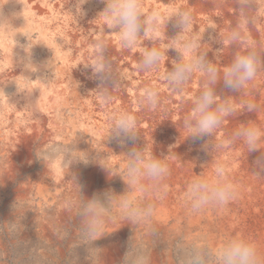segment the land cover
<instances>
[{"label":"bare ground","instance_id":"1","mask_svg":"<svg viewBox=\"0 0 264 264\" xmlns=\"http://www.w3.org/2000/svg\"><path fill=\"white\" fill-rule=\"evenodd\" d=\"M155 1L157 2V0ZM190 1H162V4L167 2L170 12H164L165 9L162 5L157 7L160 9L159 13L162 20L159 32L156 34L158 37L149 35L151 39L143 38V45L145 48H151L161 47L164 43H169V37L175 35L176 29L172 21L167 26L164 22L174 10H186L190 12L193 19L192 32L204 36V41H202L199 49L200 53L206 54L222 74L224 66L231 63L237 53L247 51V48L241 44L222 43L225 41L227 33L241 19L238 0H196L194 4H191ZM248 4L246 15L251 17L253 22L246 25L245 37L254 45V50L261 60V67L256 79L239 93L229 92L223 89L222 85H218L217 95L220 100L230 99L237 105V111L232 116L225 118L220 128L208 142V145H222L220 148H211L206 145V149L205 144L209 139L208 137L197 140L186 139L187 133L182 127L184 117L190 113L192 108L191 98L199 93L203 84V78L199 74L193 75L183 92H172L161 80L155 76L152 77V73H144L137 68L141 83L135 85V82L131 81L129 84L122 82L119 88L111 90L112 99L107 104L101 98L97 100H94L95 98L84 99L80 95L79 88L74 85H70V87H68L69 85L65 87L61 85L46 95L43 94L40 87L27 90V93L32 94V96L29 100V114L26 116L28 121L23 129L17 132L14 137L12 134H2L0 131V136L2 134L4 139L2 140L0 137V141L4 143V145H0V150L7 155V170L0 176V184L10 185L14 180L15 172L19 171L20 168L23 169L22 171L27 170V164L31 159L30 148L33 145L27 144H30L40 134H44L46 137V126H51L55 132L66 130L68 131L66 134L69 133V125L62 123L59 117L61 113L58 114L55 111L57 110L56 102L59 100L65 101L64 107L68 106L69 113L76 111L71 115L66 112L69 118L64 120L70 126H74L75 122H78L85 127L82 133L85 145H80L77 149L88 152L90 157L95 156L96 153H101L104 160H107L109 170L108 174L94 160L87 166L82 163L74 164L70 170L67 167H62L58 161L46 162L43 170L35 174L34 179H32L35 183L36 195L39 198L38 206L41 208L42 203L47 206V210L37 218L43 233L45 229L70 226L69 224H77L80 227L81 222L76 211L80 192L73 179V174L77 182L83 186V195L86 197L110 189L116 193H122L126 185L119 175L125 165L124 153L136 145L144 146L152 155L166 161L170 169V175L165 181L167 185L165 198L155 199L149 196L145 200L144 194L135 193L142 203L151 202L154 205L153 223L159 231L160 238L157 240L149 236L144 225L131 227L120 220L110 222L105 226V231L110 235L96 241L93 245V247L103 249H97L91 264H119L126 243L132 235L133 239L145 244L151 256V264H177L176 243L181 240L185 242L194 241L199 237H206L209 246H218L228 237L241 236L257 243L264 250V176H257L253 171L254 160L259 156V153L264 154V13L261 15L256 12L257 6L263 7L264 11V0H248ZM30 7L33 8V6ZM37 10L40 11L39 8ZM19 13L13 3L0 0V16L7 18L10 22L8 25H0L1 28L8 29L20 37L26 27ZM26 37L30 38L29 36ZM106 45L113 51V47L119 46L117 42L112 41L106 42ZM23 48L21 47L20 52L23 51L26 54V50ZM177 58L178 54L174 50H169L161 64L160 71L155 73L169 70L174 59ZM86 83L88 82L86 81ZM129 85L130 89L133 90L131 95L126 93ZM150 85H155L160 89L161 103L154 110L144 108L138 102L142 88ZM67 93L68 97H66ZM69 99L71 100L69 101ZM243 101H252L258 107L255 111L249 112L241 106ZM88 104H90V108ZM119 109L128 110L136 116L139 134L135 141H127L123 145L115 139L107 140L110 126L109 117L112 112ZM249 124L261 129L262 138L258 146L259 153L250 154L242 141L226 143L235 130ZM0 126L2 127L1 124ZM77 153L82 155L80 152ZM104 160H101V163ZM18 163L25 166L19 167ZM216 164H220L226 169L227 178L237 185L239 195L237 199L224 208H209L200 214L193 215L183 204L182 194L193 177L202 174L208 178H214V166ZM49 166L50 170L47 172ZM40 169L42 168L40 167ZM20 189L27 193L32 189V184L24 183L14 191ZM65 190H68L67 195L63 193ZM18 208L20 207L18 206ZM62 253L64 254V252ZM99 254H102V258L97 260Z\"/></svg>","mask_w":264,"mask_h":264},{"label":"clouds","instance_id":"2","mask_svg":"<svg viewBox=\"0 0 264 264\" xmlns=\"http://www.w3.org/2000/svg\"><path fill=\"white\" fill-rule=\"evenodd\" d=\"M105 7L99 13L103 17L110 31L115 32L117 43L121 49L136 48L141 36L156 35L161 27V14L154 10L144 15L141 11L139 0H104ZM241 10V19L238 24L227 33L222 43L241 44L247 48L246 52L237 53L231 63L224 66L221 72L213 64L206 54L199 49L204 36L192 32L193 19L190 12L183 9L174 10L164 22L166 26L170 21L177 30L175 35L169 37V43L161 47L145 48L141 52V58L137 68L144 73L159 72L162 62L169 50H174L178 58L174 59L172 67L160 73V80L172 92H183L185 86L194 74L203 78V84L198 94L191 98L192 108L182 121V127L187 133L186 139L192 140L208 137L205 144L208 145L220 128L225 118L232 116L237 111L230 99L223 101L217 95L218 85L232 93H239L242 89L254 81L260 71L261 60L254 50L251 41L246 40L245 27L252 23V18L246 15L249 7L248 0H238ZM10 24L9 20L0 16V25ZM106 43L98 40L95 44L94 59L85 68H90L92 77L99 81L96 87L98 96L104 103L111 102V90L121 86L124 74L117 72L105 55ZM28 62L24 65L26 70ZM28 77V76H26ZM139 105L149 110L160 106V89L155 85L145 86L139 94ZM247 111L257 109L252 101H243L242 105ZM110 126L107 140L115 139L121 145L127 141H135L138 137L136 116L125 109H119L111 113ZM261 129L255 125H244L235 130L226 143L242 141L249 153L258 152L261 142ZM211 148H220L222 145H208ZM207 149V148H206ZM35 158L45 165V162H59L62 167L69 170L74 164L82 163L87 166L95 161L109 174L107 160L101 153L90 157L86 151L78 150L76 145L52 144L42 149ZM80 152L82 155H77ZM125 165L119 175L126 185L122 193L107 190L102 193H94L91 197L83 195V186L79 184L73 174V179L78 185L80 199L76 204L77 215L80 219V239L87 243V260L91 264V258L97 249L94 243L107 235L106 224L117 220L135 227L144 225L147 234L154 239H159V231L153 223L155 207L151 202L142 203L135 193L144 194L145 200L151 196L155 199H163L167 196L165 181L170 175V169L166 161L152 155L144 146L134 145L124 153ZM101 160H104L101 163ZM254 174L264 176V154H260L254 160ZM238 187L227 178L226 169L216 164L214 166V178L204 175L193 177L187 184L182 194V202L188 211L200 214L209 208H224L237 199ZM133 236V235H132ZM129 237L125 251L119 260V264H151V256L142 241H136ZM175 257L177 264H264V250L244 237L232 236L226 238L218 246H209L206 237H199L194 241H178L175 245ZM102 254L97 256V260Z\"/></svg>","mask_w":264,"mask_h":264},{"label":"rangeland","instance_id":"3","mask_svg":"<svg viewBox=\"0 0 264 264\" xmlns=\"http://www.w3.org/2000/svg\"><path fill=\"white\" fill-rule=\"evenodd\" d=\"M4 1L14 4L15 9L20 12L19 16L22 22L25 23L26 29L20 35V37L22 36L20 38L18 34H13L8 29L1 28L0 26V124L2 125V127L0 126V131L2 134H12V137H14L17 132L23 129L25 123L28 121L26 116L29 114V100H31L32 94L27 93V90H30V88L40 87L43 90V94L46 95L61 85L64 87L66 85H69L68 87L74 85L79 88L80 95L84 99H99L100 97L95 90L99 81L92 77L91 69L85 68L84 65L90 64L94 59L96 41L102 40L105 43L108 41L117 42L116 33L108 29L103 17L99 15L105 7L104 0ZM162 1L165 0H157V2L155 0H139L142 13L147 15L154 10L160 12V9L157 7L161 5L165 9L164 12L169 13L170 8L167 2L162 4ZM195 1L191 0L190 3L194 4ZM30 6H33V8ZM256 12L262 15L264 13L263 7L257 6ZM26 36L30 38L28 39ZM155 37H158V35ZM143 38L151 39L150 36H141L134 49L125 50L116 46L115 48L113 47V51L106 45V58L111 61L113 68L117 69V72L124 74L122 82L129 84L131 81L135 82V85L141 83V79L138 78L137 65L141 58V52L145 49ZM167 44L164 43L163 45ZM21 47H24L23 49L26 50V54L23 51L20 52L22 50ZM28 62L32 64H29L27 66L29 70H26L24 65ZM154 73H152V77L155 76V78L160 80V73ZM132 92L133 90L130 89L129 85L126 93L127 95H131ZM68 96L67 93L66 97ZM56 103L57 110L55 111L58 114L61 113L59 117L62 123L69 125V133L66 134L68 132L66 130H63V133L55 132L51 126H46V137H44V134H40L30 144H27H33L30 148L31 159L27 164V170L22 171L23 169L20 168L19 171L15 172V181L13 180L10 185L0 184V264L89 263L86 246L81 245L87 242L80 239V227L77 224L60 226V228L51 227L49 229L53 230L45 229L46 234L41 231L37 219L40 214L47 210V206L44 203L40 205L41 208L38 206L39 198L36 195L34 180H32L35 174L42 171L45 167L42 162L35 158L34 148L37 154H39L41 149H46L55 143L76 145L77 148L80 145H85L82 136L85 127L78 122H75L74 126H70L65 121L69 118L68 114H74L76 111L69 113L68 106L64 107V100H59ZM88 107L90 108V104H88ZM50 111L52 112V109ZM84 123L86 124V121ZM2 134L0 137L4 140ZM40 141L41 143H39ZM0 145H4L3 141H0ZM76 154L78 155L79 153ZM6 156L4 151L0 150V176L7 170ZM18 165L19 167L25 166L21 163H18ZM49 170L50 166L47 168V172ZM22 182L32 184L33 190L30 189L27 193L21 189L14 191L24 184ZM63 193L67 195L68 190H65ZM2 207H4V211ZM33 230L35 231L33 232Z\"/></svg>","mask_w":264,"mask_h":264}]
</instances>
